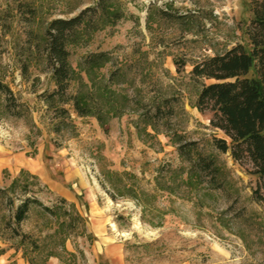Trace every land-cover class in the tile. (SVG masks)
<instances>
[{
	"label": "rangeland",
	"instance_id": "374dc122",
	"mask_svg": "<svg viewBox=\"0 0 264 264\" xmlns=\"http://www.w3.org/2000/svg\"><path fill=\"white\" fill-rule=\"evenodd\" d=\"M96 1L0 0V77L22 112H0V187L9 188L21 176L31 184L29 195L43 205L65 198L84 217L67 231L64 253L61 235H54L64 217L58 221L42 205L34 206L19 225L28 235L21 244L7 226L13 222L8 199L18 203L24 193L17 186L0 195V248L5 249L0 264H99L102 237L107 264H264L259 176L249 159L236 161L214 145V138L227 136L211 124L212 112L196 107L201 81L213 79L196 80L191 73L196 62L238 43L250 49L249 0H117L125 16L96 31L87 44L70 45L69 59L77 68L87 53L109 51L112 64L103 71L122 69L124 82L117 87L128 93L130 106L102 128L95 117L80 116L67 103L72 124L56 132L58 119L42 96L56 84L35 43L52 19L70 18ZM75 90L72 83L69 91ZM158 105L155 131L141 115ZM173 132L217 157L219 187L205 181L191 188L180 177L173 180L169 167H188L168 136ZM107 172L120 173L139 200L117 195ZM157 178L173 189H160ZM50 249L61 258L48 257Z\"/></svg>",
	"mask_w": 264,
	"mask_h": 264
},
{
	"label": "trees",
	"instance_id": "16d2710c",
	"mask_svg": "<svg viewBox=\"0 0 264 264\" xmlns=\"http://www.w3.org/2000/svg\"><path fill=\"white\" fill-rule=\"evenodd\" d=\"M249 3L251 17L246 25V34L251 44L250 49L238 43L222 54L196 62L191 73L196 80L213 79L209 83L201 81L196 107L200 111L212 112L211 124L223 130L227 136L214 138V145L223 152L230 151L236 161L249 159L255 167L260 179V188L264 192V0H249ZM124 16L125 13L117 0H97L94 5L81 9L70 18L52 19L46 31L36 41L37 52L44 51L46 64L56 84L54 90L42 95L47 107L53 110L58 119L53 127L56 132H60L63 126L72 124L69 109L65 107L67 103L73 105L78 115L95 117L102 128H105L112 118L121 116L129 108L128 93L117 87L124 82L121 79L122 69L110 70L108 74L103 71L112 64L113 56L109 51L87 53L81 58L77 68L69 59L70 45L87 44L96 31L117 24ZM251 70H254V74L249 76ZM72 83L76 85L74 92L69 91ZM19 105L11 87L0 77V112L20 115L21 109H17ZM154 110L153 113L151 110L145 111L141 119L145 126L158 131L156 119L160 118L161 106H155ZM137 128L140 133L146 130L141 129L139 124ZM146 134L150 133L146 131ZM168 136L177 145L180 158L188 163V167H169L173 180L180 177L182 184L191 188H198L205 181L212 187L221 185L219 177L222 167L215 155L203 154L198 143L185 139L182 133L173 132ZM162 169L159 170V176L162 175ZM24 173L22 170L21 174ZM109 174L113 177L109 181L113 183L117 195H133L139 200L134 189L123 184L120 173L107 172V176ZM114 176L118 178L114 179ZM20 177H15L9 188L0 187V195L7 194L9 190L14 193L17 186L24 193L18 203L9 196L13 222L7 221L8 228L20 238V243L24 244L28 235L19 230V225L28 218L34 206L42 205L45 212L58 221L64 217L59 221L54 235H61L59 246L62 252L67 253V231L69 228H75L79 222L83 224L84 217L75 204L69 203L65 198H61L52 206L43 205L39 198L29 195L31 184L28 181L22 182ZM157 185L160 189H173L170 183L160 182V178H157ZM259 196L264 199V193ZM111 197L114 199L115 194H111ZM4 252L5 249L0 248V256ZM24 256L27 257L26 252ZM49 256L61 258L62 253L50 249Z\"/></svg>",
	"mask_w": 264,
	"mask_h": 264
},
{
	"label": "crops",
	"instance_id": "0c3cea01",
	"mask_svg": "<svg viewBox=\"0 0 264 264\" xmlns=\"http://www.w3.org/2000/svg\"><path fill=\"white\" fill-rule=\"evenodd\" d=\"M103 238V237H102ZM100 239L101 240V247L99 248V249H97L98 250V252H99V254H98V256L100 255L101 256V258H100V256H99V260L101 261V262H103V263H101L100 261H98V263L99 264H107V263H110L111 261H110V257L108 256V254H107V256H104V254H103V246H105L106 245V243H105V241H104V239L105 238H103V239ZM105 257H107L109 260H108V262L107 263H105L106 262V259H105ZM55 264H61V263H55ZM63 264H65V263H63Z\"/></svg>",
	"mask_w": 264,
	"mask_h": 264
}]
</instances>
